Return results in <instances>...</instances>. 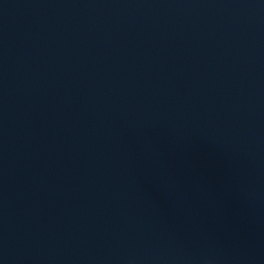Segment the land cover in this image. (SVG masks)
Masks as SVG:
<instances>
[{
  "label": "water",
  "instance_id": "water-1",
  "mask_svg": "<svg viewBox=\"0 0 264 264\" xmlns=\"http://www.w3.org/2000/svg\"><path fill=\"white\" fill-rule=\"evenodd\" d=\"M19 264H264V136L120 197Z\"/></svg>",
  "mask_w": 264,
  "mask_h": 264
}]
</instances>
